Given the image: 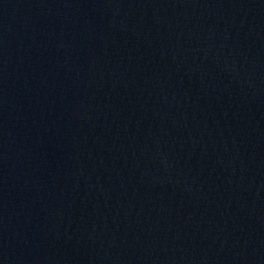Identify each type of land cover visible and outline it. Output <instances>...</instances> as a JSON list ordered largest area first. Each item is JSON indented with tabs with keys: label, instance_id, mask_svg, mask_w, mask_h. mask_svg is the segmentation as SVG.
I'll list each match as a JSON object with an SVG mask.
<instances>
[{
	"label": "water",
	"instance_id": "1",
	"mask_svg": "<svg viewBox=\"0 0 264 264\" xmlns=\"http://www.w3.org/2000/svg\"><path fill=\"white\" fill-rule=\"evenodd\" d=\"M0 264H264V0H0Z\"/></svg>",
	"mask_w": 264,
	"mask_h": 264
}]
</instances>
